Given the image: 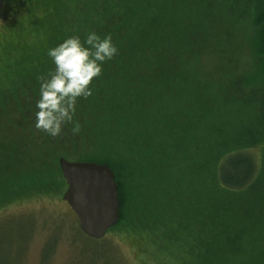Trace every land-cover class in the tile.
Instances as JSON below:
<instances>
[{"label":"trees","instance_id":"obj_1","mask_svg":"<svg viewBox=\"0 0 264 264\" xmlns=\"http://www.w3.org/2000/svg\"><path fill=\"white\" fill-rule=\"evenodd\" d=\"M31 1L38 45H13L18 19L0 43V119L35 116L39 77L54 67L47 50L69 36L110 34L118 54L77 100L78 135L66 124L58 137L0 144V210L63 201L59 159L106 165L119 198L109 233L185 264H264V0ZM229 21L247 36L224 59ZM208 52L228 67L217 78L202 72ZM198 80L195 109L187 92Z\"/></svg>","mask_w":264,"mask_h":264},{"label":"rangeland","instance_id":"obj_2","mask_svg":"<svg viewBox=\"0 0 264 264\" xmlns=\"http://www.w3.org/2000/svg\"><path fill=\"white\" fill-rule=\"evenodd\" d=\"M10 1L15 5L14 15ZM22 2L25 8H22ZM30 2L32 1L0 0V43L18 19L22 28L24 26L25 28L23 31H16L17 39L13 45H38V42L34 40L35 36L31 33L34 28L32 24H29L38 12L33 10V2ZM23 9L26 11L24 12ZM226 28L231 35L222 47V55L217 53L214 56V60L219 64L216 67L213 66L214 52H208L211 56L209 54L202 55L201 68H204L202 72L208 74L210 79L217 78V73L220 70L228 68L224 64H220L218 54L224 59L231 57L234 48L230 47L228 43H241L240 39L247 36L246 30L242 34L240 26L231 21L228 22ZM245 28L250 32L249 25ZM222 39L224 38L214 39V48ZM185 72L188 73L182 71V74ZM196 75H199L197 71ZM199 82L202 81L198 80L188 84L190 89L187 94L194 95L191 98L196 99L187 101L191 107H196L197 103L199 104L204 99L199 87L202 84ZM24 106V103L21 104V107ZM197 111L198 115L202 112L199 109ZM13 114L10 113L8 117L5 116L7 118L0 119L1 146L11 148V141L19 142L24 138L28 140L29 137L38 141L43 131H38L34 127L35 116L27 114V119L22 120L19 115ZM255 153L259 154V151L256 150ZM75 227L80 233L75 215L63 201L38 197L7 206L0 210V264H108L109 261V264H185L182 258L177 259L176 256L159 254L158 248L149 243H146L147 247L144 248L142 244L135 243L133 239L118 238L113 232H108L103 239L98 240L99 242L88 241L85 236L83 238L77 235ZM91 252H101L103 256L98 258L97 255L93 261L89 256L92 254Z\"/></svg>","mask_w":264,"mask_h":264},{"label":"clouds","instance_id":"obj_3","mask_svg":"<svg viewBox=\"0 0 264 264\" xmlns=\"http://www.w3.org/2000/svg\"><path fill=\"white\" fill-rule=\"evenodd\" d=\"M117 54L111 35L102 38L94 31H89L83 42L73 35L48 49L47 56L54 67L39 77L34 127L58 137L63 126L71 124L72 133L78 135L81 125L74 120L77 100L92 95L93 79L101 75L102 65Z\"/></svg>","mask_w":264,"mask_h":264},{"label":"water","instance_id":"obj_4","mask_svg":"<svg viewBox=\"0 0 264 264\" xmlns=\"http://www.w3.org/2000/svg\"><path fill=\"white\" fill-rule=\"evenodd\" d=\"M66 183L62 200L75 215L79 231L88 239L101 240L119 221L115 177L106 165L59 159Z\"/></svg>","mask_w":264,"mask_h":264}]
</instances>
